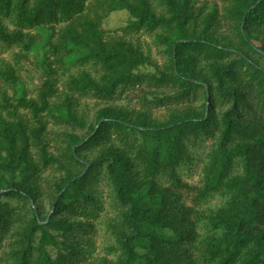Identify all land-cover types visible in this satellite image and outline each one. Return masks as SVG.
I'll return each mask as SVG.
<instances>
[{"label": "trees", "instance_id": "16d2710c", "mask_svg": "<svg viewBox=\"0 0 264 264\" xmlns=\"http://www.w3.org/2000/svg\"><path fill=\"white\" fill-rule=\"evenodd\" d=\"M39 27L35 96L0 60V264H264V0H0L16 60Z\"/></svg>", "mask_w": 264, "mask_h": 264}, {"label": "rangeland", "instance_id": "374dc122", "mask_svg": "<svg viewBox=\"0 0 264 264\" xmlns=\"http://www.w3.org/2000/svg\"><path fill=\"white\" fill-rule=\"evenodd\" d=\"M128 13L126 10H118L112 12L108 16V27L111 29L122 27L127 20ZM50 29L48 27H39L33 30L37 37V42L32 48V51L19 60H16L14 53L19 51L17 47H5L0 44V60L4 59L10 61L18 70L19 80L16 85V90L18 95H26V97L35 96L37 89L40 87L41 82L44 78V62H42V57L45 56L46 60L52 56L49 53V47L46 44V40L50 34ZM129 37L136 43H138L141 48L147 53L154 63L158 65H163L166 61V53L164 50V45L156 42L155 37L150 33H136L131 34ZM147 70L152 69V66H146ZM57 79L61 83L65 74L60 71L57 73ZM9 94H12V89L9 88ZM136 99L132 101L120 100L118 104H126L128 106H136ZM104 102L96 101L89 97H79L78 99V111L85 113L89 120L94 118L95 111L98 107L104 105ZM166 111L165 106H157L152 108V112L155 116L162 117L163 113ZM21 114L24 118H28L29 113L27 110L20 109ZM49 129H63L65 126L62 124H57L49 120L47 124ZM45 175H49V172H45ZM104 196L108 200V189L104 187ZM106 235L103 228H99L98 234L95 236L97 251H102L105 243H107Z\"/></svg>", "mask_w": 264, "mask_h": 264}]
</instances>
